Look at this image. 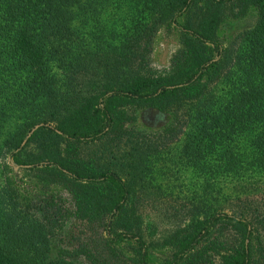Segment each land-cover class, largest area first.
I'll use <instances>...</instances> for the list:
<instances>
[{
	"label": "trees",
	"instance_id": "16d2710c",
	"mask_svg": "<svg viewBox=\"0 0 264 264\" xmlns=\"http://www.w3.org/2000/svg\"><path fill=\"white\" fill-rule=\"evenodd\" d=\"M161 29L181 47L158 73ZM148 109L165 125L124 126ZM9 154L39 192L0 194V264H264V0H0Z\"/></svg>",
	"mask_w": 264,
	"mask_h": 264
},
{
	"label": "rangeland",
	"instance_id": "374dc122",
	"mask_svg": "<svg viewBox=\"0 0 264 264\" xmlns=\"http://www.w3.org/2000/svg\"><path fill=\"white\" fill-rule=\"evenodd\" d=\"M231 25V24H230ZM242 24L235 23L227 28L230 29L229 34L235 33ZM245 26V24H244ZM237 27V29H236ZM233 28V29H232ZM157 42L154 46L152 53L149 55V67L158 72L163 73L170 69L172 58L180 51L181 41L179 37L172 30L161 29L157 33ZM216 58V55L213 56ZM131 110H128V115H131ZM124 126H141L139 119L135 123H126ZM33 129V128H32ZM31 129V130H32ZM175 152V148L172 153ZM17 166V169H14ZM171 170L175 176L166 175L167 170ZM155 174L153 176L154 182L164 191L165 193L170 192L174 189V186L182 189V195L191 196L195 191L194 178L184 173H176V168L172 165L167 164H156L154 165ZM11 184L15 188L19 195V205H24L26 201H32L35 195H38L39 188L36 187L34 175L23 171V168L16 165L10 154L5 157H0V194L4 189L6 190L7 184ZM225 186L222 187L224 189ZM228 189V188H227ZM2 192V193H1ZM178 193L177 190L173 194ZM61 196H66V193H61ZM25 199H27L25 201ZM0 210L2 208L0 207ZM4 210V209H3ZM229 233L218 236V240L222 242H230L232 239ZM125 251L131 253L129 247H125ZM167 253L162 250H154L150 254L152 262H159L165 259Z\"/></svg>",
	"mask_w": 264,
	"mask_h": 264
},
{
	"label": "flooded vegetation",
	"instance_id": "af4514ba",
	"mask_svg": "<svg viewBox=\"0 0 264 264\" xmlns=\"http://www.w3.org/2000/svg\"><path fill=\"white\" fill-rule=\"evenodd\" d=\"M154 111V110H153ZM158 112V111H156ZM165 115L161 113H157L155 117H152L150 114H147L144 111H142L139 115V121L141 126H146L148 128H153V126H158L160 123L165 122ZM153 118V119H152Z\"/></svg>",
	"mask_w": 264,
	"mask_h": 264
},
{
	"label": "water",
	"instance_id": "95a60500",
	"mask_svg": "<svg viewBox=\"0 0 264 264\" xmlns=\"http://www.w3.org/2000/svg\"><path fill=\"white\" fill-rule=\"evenodd\" d=\"M145 112L147 114H150L152 117H155L157 115L158 112L156 111H153L151 109H148V110H145ZM153 119V118H152ZM167 122V117H165V122H162L160 123L158 126H153V129H158L162 126L165 125V123ZM40 127H42V125H39V126H35L28 134L27 136L25 137V139L23 140L22 144H21V147H23L25 145V143L27 142V140L30 138V136L32 135V133H34L36 130H38ZM60 134V133H58ZM18 167L17 166H14V169H17Z\"/></svg>",
	"mask_w": 264,
	"mask_h": 264
}]
</instances>
